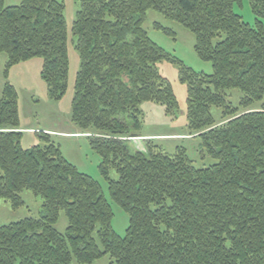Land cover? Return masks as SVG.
Masks as SVG:
<instances>
[{"label": "trees", "instance_id": "trees-1", "mask_svg": "<svg viewBox=\"0 0 264 264\" xmlns=\"http://www.w3.org/2000/svg\"><path fill=\"white\" fill-rule=\"evenodd\" d=\"M72 43L80 59L72 123L100 155L111 199L129 215L124 236L99 181L81 172L49 133L25 149L19 94L11 69L42 59L52 101L69 88L65 0H0V58L8 57L0 99V202L25 206L22 193L43 200L41 215L0 225V264H264V0H77ZM150 10L196 37L195 51L213 73L197 72L156 44L145 30ZM157 29L175 33L156 24ZM179 67L187 87L186 119L201 139L197 168L184 147L169 154L145 139L132 149L144 103L176 118L179 102L159 63ZM242 96L235 105L229 92ZM259 108H254L256 105ZM221 110L220 120L212 112ZM141 138L140 135H137ZM115 171L118 178L111 177ZM65 233L57 229L61 213Z\"/></svg>", "mask_w": 264, "mask_h": 264}, {"label": "rangeland", "instance_id": "rangeland-1", "mask_svg": "<svg viewBox=\"0 0 264 264\" xmlns=\"http://www.w3.org/2000/svg\"><path fill=\"white\" fill-rule=\"evenodd\" d=\"M22 0H6L7 6H18ZM65 17L69 30V57L70 75L69 88L61 101H52L48 95V89L41 78L42 59H34L30 62L22 63L13 67L9 73V80L12 82L19 94V113L21 118L20 130L23 132L22 145L25 149L39 144L38 134L52 132V140L61 147L64 156L75 165L81 172L90 175L100 182L104 194L111 202L114 211L112 225L116 233L124 236L129 227L130 217L114 202L110 197L109 185L100 171L101 157L90 145L86 136L79 132L78 128L72 123V102L74 98V84L76 75L80 69V59L72 43V25L76 19V12L79 10L77 0H65ZM244 20L253 24L255 17L251 9L250 1L244 0L242 7H236ZM161 24L165 28L172 30L175 37L165 34L157 29L156 24ZM150 38L168 53L183 61L187 66L197 72L206 74L213 73V66L210 62L200 59L195 51L196 37L181 24L166 19L161 13L150 10L147 21L144 25ZM8 61L7 55L3 54L0 58V99L5 84L4 71ZM160 73L172 83L177 96L180 111L176 118H172L165 113L162 105L156 103H144L142 127L140 131H134L133 135L154 136L151 139L169 154H174L178 147H184L188 151L190 159L197 168H204L213 164L214 160L210 157H203L201 139L191 134L188 129L186 119V100L187 87L179 79V67L176 64L162 62L158 65ZM231 101L238 105L242 94L231 91ZM257 104L254 108H259ZM215 118L220 120L222 112L217 108L212 110ZM145 140V139H144ZM130 147L136 149L137 143L132 142ZM111 177L117 179L116 172L111 171ZM25 206L13 210L10 203L2 200L0 202V225H9L26 218H38L41 215L43 200L31 191L22 193ZM68 227V219L64 212L61 213L57 229L65 233ZM94 264H113L110 257H105Z\"/></svg>", "mask_w": 264, "mask_h": 264}, {"label": "crops", "instance_id": "crops-1", "mask_svg": "<svg viewBox=\"0 0 264 264\" xmlns=\"http://www.w3.org/2000/svg\"><path fill=\"white\" fill-rule=\"evenodd\" d=\"M32 61V60H31ZM30 62V61H29ZM26 63V62H25ZM18 66V65H17ZM16 67V66H15ZM12 83V82H11ZM13 84V83H12ZM14 85V84H13ZM15 86V85H14ZM79 130V129H78ZM51 136H53L51 133L52 132H49V131H47ZM77 135H80V130H79V132H77ZM141 136V135H140ZM154 136H141V138L142 139H151V138H153Z\"/></svg>", "mask_w": 264, "mask_h": 264}, {"label": "water", "instance_id": "water-1", "mask_svg": "<svg viewBox=\"0 0 264 264\" xmlns=\"http://www.w3.org/2000/svg\"><path fill=\"white\" fill-rule=\"evenodd\" d=\"M132 140H134L135 142H139V143H141V141H142L143 139L140 138V137L137 136V135H133V136H132Z\"/></svg>", "mask_w": 264, "mask_h": 264}]
</instances>
